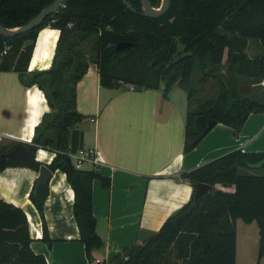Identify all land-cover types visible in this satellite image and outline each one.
<instances>
[{"label": "trees", "instance_id": "1", "mask_svg": "<svg viewBox=\"0 0 264 264\" xmlns=\"http://www.w3.org/2000/svg\"><path fill=\"white\" fill-rule=\"evenodd\" d=\"M50 1L0 0V24L19 26ZM148 1L154 7L159 4V0ZM45 26L58 30L50 65L27 70L36 34ZM248 40L264 49V0H169L164 14L153 18L140 14L138 0H64L37 27L10 38L0 36V50L3 43L8 45L0 55V71L16 72L24 87L35 85L43 94L48 110L34 125L30 141L22 144L33 154L37 148L55 151L45 165L50 171H62L72 190L71 214L88 261L92 260L91 251L103 245L94 230L91 181L98 178L108 187L109 179L93 169L75 168L65 155L82 146V132L74 128L83 119L75 110V83L88 64H95L98 83L104 88L115 87L121 80L135 90L161 87L166 93L173 85L183 90L182 151L187 152L196 145L192 141L195 115L227 125L236 134L249 113L264 114V93L256 98L245 96L236 80L264 83V53L247 56ZM118 41L129 44L115 49ZM195 65L201 67L200 79L210 76L219 88L215 97L193 108L196 89L191 76ZM13 146H0V171L8 166L37 171L40 162L34 157L12 160L1 156ZM179 178L191 186L189 199L156 231L98 264L123 260L127 264H234L237 218L255 222L257 259L264 254V152L230 150L181 172ZM198 182L208 188L193 201ZM46 195L47 182L33 184L28 192L40 217V239L49 245L42 215ZM30 241L23 210L0 198V264H45L42 255L30 249Z\"/></svg>", "mask_w": 264, "mask_h": 264}, {"label": "crops", "instance_id": "2", "mask_svg": "<svg viewBox=\"0 0 264 264\" xmlns=\"http://www.w3.org/2000/svg\"><path fill=\"white\" fill-rule=\"evenodd\" d=\"M37 33L27 70L49 67L58 36V30L49 26ZM173 93L171 89L167 97L161 87H101L93 63L75 83V110L83 119L74 128L82 132V146L95 148L101 158L97 165L84 162L85 167L80 169H93L109 179L108 187H103L98 178L91 181L94 230L103 241L100 248L91 251V261L78 241L71 214L73 194L62 171H51L42 204L49 245L40 239V217L28 199L37 171L23 166H8L0 171V198L23 210L31 239L29 247L42 255L45 264L110 261L137 238L156 231L189 199L191 186L179 178L181 172L234 149L264 152V114L252 112L236 134L231 127L215 123L191 150L183 152L185 112L180 102L171 99ZM47 110L43 94L35 85L24 87L16 72L0 71L1 147L28 143L34 125ZM44 150L37 154L36 150L34 159L47 164L51 154ZM218 185L215 187L221 189ZM257 247L258 230L256 249L248 251L244 264H258Z\"/></svg>", "mask_w": 264, "mask_h": 264}, {"label": "water", "instance_id": "3", "mask_svg": "<svg viewBox=\"0 0 264 264\" xmlns=\"http://www.w3.org/2000/svg\"><path fill=\"white\" fill-rule=\"evenodd\" d=\"M64 0H52L45 7L39 10L35 15L30 17L23 24L16 27H5L0 24V36L5 38H10L15 35H19L27 32L28 30L37 27L40 22L49 14L56 11ZM140 14L145 17H159L164 14L169 5V0H159V4L154 7L149 4L148 0H138ZM129 43L118 41L115 43V49H121L127 46ZM170 91L167 93L170 95ZM215 124V121L202 116L195 115L192 120V130L194 132V137L192 141L197 143ZM2 157L12 160H20L29 157H34V154L30 152L25 146L19 142L15 144L11 149L5 151L1 154ZM66 161L71 165L69 158L66 157ZM51 177V171L46 167L44 163H40L37 170V175L34 181V186L42 185ZM208 185L205 183L198 182L195 185L193 192V201H196L198 196L202 195L207 191ZM119 264H127L123 260ZM258 264H264V254L259 257Z\"/></svg>", "mask_w": 264, "mask_h": 264}, {"label": "rangeland", "instance_id": "4", "mask_svg": "<svg viewBox=\"0 0 264 264\" xmlns=\"http://www.w3.org/2000/svg\"><path fill=\"white\" fill-rule=\"evenodd\" d=\"M182 48L181 44L177 42V49L180 50ZM245 53L249 57L256 56L260 53H264V49L258 42L253 40H248ZM220 73L223 71L221 68ZM201 78V67L194 66L192 70L191 76V85L195 87L196 93L193 97L192 106L195 108L197 104L205 99L213 98L216 96L219 88V83L210 76H207L204 79ZM236 80L240 81L239 86H241L240 91L245 96L250 98H256L264 93V83L263 85L258 83L249 84V82L245 79L237 78ZM171 89L174 90L171 99L175 102H180V108H182L183 112L186 111V98L185 92L181 90L177 85H173ZM171 89L168 90L164 95L169 97L167 94ZM85 167L84 164L81 165V168ZM217 187H221L222 190L231 191V186H221L218 185ZM235 228V264H244L247 259L248 251L256 249V242H257V226L254 221L251 222H243L241 219L237 218L234 222ZM253 256V253L251 257Z\"/></svg>", "mask_w": 264, "mask_h": 264}, {"label": "built area", "instance_id": "5", "mask_svg": "<svg viewBox=\"0 0 264 264\" xmlns=\"http://www.w3.org/2000/svg\"><path fill=\"white\" fill-rule=\"evenodd\" d=\"M7 46L8 45L5 44V43L2 44V49L0 50V55L5 53V49L7 48ZM117 84L120 85V86H126L128 90H133L134 89L133 86L128 85L126 83H123L121 80H118ZM260 84L263 85V82L260 81ZM89 120H93V119L89 118ZM37 149H39V148H37ZM50 153H51V157L49 158L47 163L50 162L51 158L55 154V151H50ZM65 155H66V157L69 158V161H70L71 165H73L75 168H80L81 165L84 162L90 163L93 166L97 165L98 163L101 162V158L99 156L98 151L95 148H93V147H83V146H81V147L77 148L73 152L66 151Z\"/></svg>", "mask_w": 264, "mask_h": 264}, {"label": "bare ground", "instance_id": "6", "mask_svg": "<svg viewBox=\"0 0 264 264\" xmlns=\"http://www.w3.org/2000/svg\"><path fill=\"white\" fill-rule=\"evenodd\" d=\"M42 34H44V33H41L40 37L43 36ZM39 40H40V38H39ZM40 149H41V148L37 149L36 154H37V152H38ZM42 150H44V149H42ZM44 151H45V150H44ZM49 153H50V152H49ZM36 154H35V159H36ZM50 154H51V153H50Z\"/></svg>", "mask_w": 264, "mask_h": 264}]
</instances>
